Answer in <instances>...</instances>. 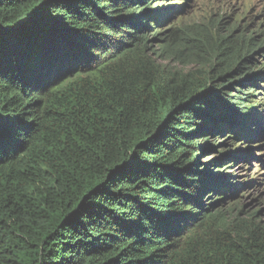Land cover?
Returning a JSON list of instances; mask_svg holds the SVG:
<instances>
[{"label":"trees","instance_id":"obj_1","mask_svg":"<svg viewBox=\"0 0 264 264\" xmlns=\"http://www.w3.org/2000/svg\"><path fill=\"white\" fill-rule=\"evenodd\" d=\"M148 1L0 0V264H264L202 161L261 136L264 19L158 33Z\"/></svg>","mask_w":264,"mask_h":264},{"label":"rangeland","instance_id":"obj_2","mask_svg":"<svg viewBox=\"0 0 264 264\" xmlns=\"http://www.w3.org/2000/svg\"><path fill=\"white\" fill-rule=\"evenodd\" d=\"M148 16L162 15L163 22L152 25L158 33L177 28H187L198 24H207L211 20L224 22V29L247 30V35L254 33L264 19V0H150ZM150 44L160 50L163 44L160 38L149 36ZM259 67L264 68V59L257 57ZM168 63V62H167ZM177 66V65H175ZM179 68V67H178ZM258 89L259 95L253 105L256 117H261L263 128L257 140L250 141L248 134L220 135L209 140L214 149L208 152L204 160L214 163L206 169L214 179L218 178L216 193L209 198L213 205V213H221L227 221L237 218L259 217L264 222V82ZM251 101V102H252ZM252 120V121H253ZM247 132V131H246ZM238 133V132H237ZM251 136V135H250ZM203 140V139H202ZM215 140V141H214ZM203 143V142H202ZM218 163V164H217ZM219 181V182H218Z\"/></svg>","mask_w":264,"mask_h":264},{"label":"snow or ice","instance_id":"obj_3","mask_svg":"<svg viewBox=\"0 0 264 264\" xmlns=\"http://www.w3.org/2000/svg\"><path fill=\"white\" fill-rule=\"evenodd\" d=\"M3 36L2 35H0V44H2V42H3Z\"/></svg>","mask_w":264,"mask_h":264},{"label":"flooded vegetation","instance_id":"obj_4","mask_svg":"<svg viewBox=\"0 0 264 264\" xmlns=\"http://www.w3.org/2000/svg\"><path fill=\"white\" fill-rule=\"evenodd\" d=\"M142 8V7H141Z\"/></svg>","mask_w":264,"mask_h":264}]
</instances>
